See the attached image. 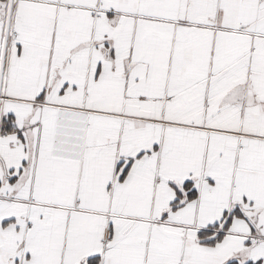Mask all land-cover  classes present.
<instances>
[{
	"label": "snow or ice",
	"instance_id": "6c2138e0",
	"mask_svg": "<svg viewBox=\"0 0 264 264\" xmlns=\"http://www.w3.org/2000/svg\"><path fill=\"white\" fill-rule=\"evenodd\" d=\"M0 264H264V0H0Z\"/></svg>",
	"mask_w": 264,
	"mask_h": 264
}]
</instances>
